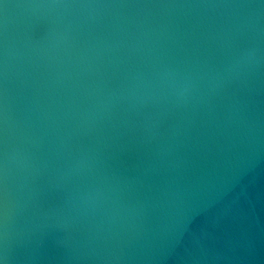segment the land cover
<instances>
[{
	"label": "water",
	"instance_id": "1",
	"mask_svg": "<svg viewBox=\"0 0 264 264\" xmlns=\"http://www.w3.org/2000/svg\"><path fill=\"white\" fill-rule=\"evenodd\" d=\"M0 264H264V0H0Z\"/></svg>",
	"mask_w": 264,
	"mask_h": 264
}]
</instances>
